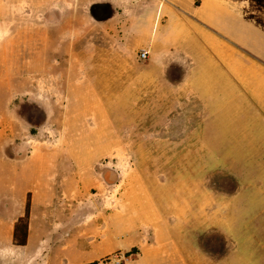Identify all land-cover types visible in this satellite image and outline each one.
Returning a JSON list of instances; mask_svg holds the SVG:
<instances>
[{
    "label": "rangeland",
    "instance_id": "374dc122",
    "mask_svg": "<svg viewBox=\"0 0 264 264\" xmlns=\"http://www.w3.org/2000/svg\"><path fill=\"white\" fill-rule=\"evenodd\" d=\"M50 4L0 0V264H148L163 244L186 264H243L227 229L257 219L251 188L226 152L200 150L208 120L179 65L141 60L144 36L96 21L109 9Z\"/></svg>",
    "mask_w": 264,
    "mask_h": 264
},
{
    "label": "crops",
    "instance_id": "0c3cea01",
    "mask_svg": "<svg viewBox=\"0 0 264 264\" xmlns=\"http://www.w3.org/2000/svg\"><path fill=\"white\" fill-rule=\"evenodd\" d=\"M50 6L109 9L112 16L93 19L124 39L144 36L141 51L154 67L179 65L178 87L208 120L196 128L209 139L200 150L226 152V167L241 165L251 188L243 194L244 216L257 219L228 226V247L241 248L243 264H264V0H51ZM213 161L218 167L215 154ZM163 247L171 250L155 251L148 264L191 262L173 245Z\"/></svg>",
    "mask_w": 264,
    "mask_h": 264
},
{
    "label": "trees",
    "instance_id": "16d2710c",
    "mask_svg": "<svg viewBox=\"0 0 264 264\" xmlns=\"http://www.w3.org/2000/svg\"><path fill=\"white\" fill-rule=\"evenodd\" d=\"M30 193L27 196L25 216L19 218L14 227L13 242L16 246H25L29 235V215H30ZM135 252V249L132 252Z\"/></svg>",
    "mask_w": 264,
    "mask_h": 264
},
{
    "label": "built area",
    "instance_id": "2783aa9c",
    "mask_svg": "<svg viewBox=\"0 0 264 264\" xmlns=\"http://www.w3.org/2000/svg\"><path fill=\"white\" fill-rule=\"evenodd\" d=\"M140 59L143 61L147 60L148 59V53L145 51H141L140 52ZM117 264H119V263H117Z\"/></svg>",
    "mask_w": 264,
    "mask_h": 264
}]
</instances>
